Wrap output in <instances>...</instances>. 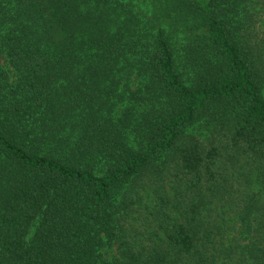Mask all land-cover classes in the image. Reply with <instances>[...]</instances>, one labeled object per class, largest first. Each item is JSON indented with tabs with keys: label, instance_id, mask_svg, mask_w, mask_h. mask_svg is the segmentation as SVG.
Wrapping results in <instances>:
<instances>
[{
	"label": "trees",
	"instance_id": "obj_1",
	"mask_svg": "<svg viewBox=\"0 0 264 264\" xmlns=\"http://www.w3.org/2000/svg\"><path fill=\"white\" fill-rule=\"evenodd\" d=\"M167 3L0 0V264H264V0Z\"/></svg>",
	"mask_w": 264,
	"mask_h": 264
},
{
	"label": "rangeland",
	"instance_id": "obj_2",
	"mask_svg": "<svg viewBox=\"0 0 264 264\" xmlns=\"http://www.w3.org/2000/svg\"><path fill=\"white\" fill-rule=\"evenodd\" d=\"M131 4L133 5V9L135 11H141L144 15L149 16L152 18L153 22L160 21L161 23V16L168 14V3L166 1L161 0H130ZM175 17H177V20H175ZM191 22L186 21L184 19L180 18V12H176V14H171L167 19H165V27L168 31L169 37L172 39V42L180 41L182 38L187 37L192 34V30L190 27ZM8 30L4 29V25L0 23V64L4 68L8 81L11 84V81H15V73L14 70L10 64L7 52L2 44V39L4 38V35L7 34ZM133 79V80H132ZM138 80L135 78H130L129 81H122L120 82L119 87L117 88V94L118 95H125V91L128 88V85L131 87H137ZM119 97L112 98L110 100V104L115 106L116 103V110L120 111L123 109V103H121V100H118ZM110 107V106H109ZM106 111V107H105ZM211 130L212 127L207 126L206 123H201L197 125L194 129H192V133L198 135L201 139H203L205 142H207L211 138ZM130 142L134 143L133 137L130 138ZM145 197H148L147 194H145ZM138 206V205H137ZM136 206V208H137ZM134 208L132 214L130 215V219L128 222V225H132L136 231H142L145 228L144 221H142L139 217V214L137 213V209ZM36 230V224L33 225L30 229L29 235L27 236V240L30 241L34 235V232ZM105 251V249L103 250ZM107 256L111 254V251L109 250L107 253Z\"/></svg>",
	"mask_w": 264,
	"mask_h": 264
}]
</instances>
